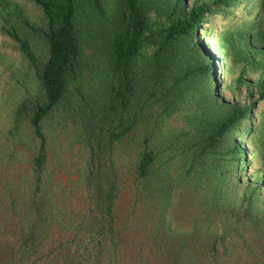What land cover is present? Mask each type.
Here are the masks:
<instances>
[{
  "label": "trees",
  "instance_id": "obj_1",
  "mask_svg": "<svg viewBox=\"0 0 264 264\" xmlns=\"http://www.w3.org/2000/svg\"><path fill=\"white\" fill-rule=\"evenodd\" d=\"M33 1L43 52L11 34L36 88L9 115L35 145L25 156L0 126V264L264 262V76H244L264 0ZM222 69L238 100L221 93ZM240 86L255 96L240 101ZM68 94L84 162L66 181L41 122Z\"/></svg>",
  "mask_w": 264,
  "mask_h": 264
},
{
  "label": "rangeland",
  "instance_id": "obj_2",
  "mask_svg": "<svg viewBox=\"0 0 264 264\" xmlns=\"http://www.w3.org/2000/svg\"><path fill=\"white\" fill-rule=\"evenodd\" d=\"M190 1L186 0L187 3ZM259 16V39L255 44H251L252 47L246 48L248 50L247 55L255 61H259L258 66L254 65L245 69L244 76L249 80H255L258 77L264 76V9L261 8ZM41 24V11L33 0H0V126L3 129L10 128L13 130L16 144L10 143L9 146H22L26 149L25 156H29L32 153L35 144H32V140L30 138L29 140L24 135V132L27 130L25 120L19 118L16 122H12L9 110L13 103L21 99L22 95L32 96L36 88V83L33 81L32 67L29 66L28 62L24 60L17 50V42L11 32L13 31L17 35L25 37L35 50V53H41L43 52V44L40 38L35 36V31L32 29ZM214 25L216 30L220 28L218 17H215ZM196 33L197 39L216 56L214 45L210 44L209 40L212 37L208 38L200 29ZM239 41L243 43L242 39H239ZM237 65L238 63L234 64L232 69L235 68L238 70L239 67ZM231 70L225 71L222 69L219 78L217 77V82L218 84L220 81L222 82L221 93L223 96L238 100L237 94L234 96L232 90L226 86V82L224 83V81L229 80L236 73V71ZM90 74L84 68L82 75L83 81H85V78H91ZM239 90L241 94L240 101L244 99L248 101L251 97L255 96L254 93L250 97L245 96L244 86H240ZM74 99H78L79 101L76 94L73 97L68 94L63 101L64 104L59 105L41 122L46 138L47 163L51 165L50 161H52L53 157L56 164L53 168L49 165L47 166L51 171V175L56 180L66 179L67 181L68 177L75 178L84 162L82 150L83 132L82 128L79 127V122L83 119V114L81 113L82 111H77L76 108L74 109L76 106V102H72ZM71 106L73 108H69ZM138 133L139 131H135L133 135L137 137ZM127 141L128 143L125 145V148L137 147L131 142L130 138ZM130 154H134V150L126 149L122 155H124L125 159L129 158ZM16 158L19 162L25 160L22 153H18ZM125 166H129L128 160ZM128 177L126 178L128 179ZM126 192L127 188L123 187L121 198L124 206H127L131 202ZM133 243L135 241L132 240ZM260 264H264V262Z\"/></svg>",
  "mask_w": 264,
  "mask_h": 264
}]
</instances>
